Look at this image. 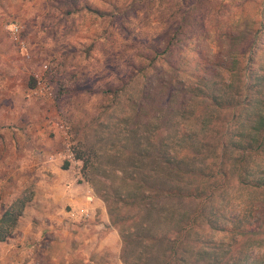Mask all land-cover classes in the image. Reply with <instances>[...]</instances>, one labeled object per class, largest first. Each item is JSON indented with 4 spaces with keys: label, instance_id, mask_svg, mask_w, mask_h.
<instances>
[{
    "label": "rangeland",
    "instance_id": "374dc122",
    "mask_svg": "<svg viewBox=\"0 0 264 264\" xmlns=\"http://www.w3.org/2000/svg\"><path fill=\"white\" fill-rule=\"evenodd\" d=\"M11 23L19 26L18 39L8 29ZM231 64L240 73L238 83L250 72L264 73V0H0V216L15 202L24 204L12 233L20 236L25 220L43 217L47 222L51 214L64 222L62 206L55 208L57 212H39L47 206L44 192H56L53 169L61 171L66 165L60 123L75 156L87 149L98 155L95 171L84 169L81 159L79 174L77 165L73 169L67 162V169L74 177L79 175L78 181H89L102 200L96 188L105 190L107 213L115 205L118 223L128 225L137 211L123 203L117 190L123 195L125 184L131 186L142 175L153 176L156 183L166 176L175 182L166 163L157 164L151 156L140 158L142 147L146 145L152 156L159 147L172 152L178 141L175 129L196 127L199 113L211 112L215 119L228 115V109L220 112L204 98L183 103V96L190 99L189 86L199 82L222 86L230 80L223 66ZM31 77L35 85L29 88ZM178 108L186 111L185 116L177 117ZM119 130L129 136L122 154L113 147ZM141 133H151L153 144L138 145ZM42 149L53 153L43 154ZM202 163L195 160L194 166ZM192 179L188 183L197 182ZM221 192L209 209L220 219L238 213L251 221L250 212L240 207H249V192L236 189L234 183ZM162 196L157 206L167 218L159 227L174 236L180 216L200 205L196 199ZM110 225L122 245L118 228ZM64 227L67 233L50 234L58 241V248L51 250L63 252L55 263L84 264L70 243L71 234L81 236L80 226ZM206 227L203 223L201 232L208 243L232 238ZM257 245H245L241 252L257 256L264 251V241ZM237 249L234 244L233 252ZM115 257L98 255L97 263L120 264ZM253 261L250 257L240 263Z\"/></svg>",
    "mask_w": 264,
    "mask_h": 264
},
{
    "label": "trees",
    "instance_id": "16d2710c",
    "mask_svg": "<svg viewBox=\"0 0 264 264\" xmlns=\"http://www.w3.org/2000/svg\"><path fill=\"white\" fill-rule=\"evenodd\" d=\"M223 70L229 73L228 82H223L222 86L200 82L191 85L188 89L191 98L184 94L183 103L204 98L220 112L229 110L228 115L224 113V119H215L211 112L199 113L196 127L190 130L175 129L178 141L176 146L173 145L172 152L159 147L158 153L156 151L152 156L146 145L142 147L140 158L151 156L157 164L163 166L166 163L175 182L171 183L166 176L156 183L152 180L153 176L142 175L133 180L131 186L125 184V194L121 195L117 190L120 199L132 198L131 202L123 199V203L137 211L136 217L126 226L118 223L113 212L115 205L108 212L110 223L118 228L121 235L119 257L123 264H241V260L247 261L250 257L254 260L252 264H264V251L254 254L257 255L254 257L248 252H241L245 245L246 248L257 244L256 247H259L264 241V73L250 72L246 80L238 83L235 79L239 81L240 73L234 64L224 65ZM34 85L35 79L31 77L29 88ZM176 111L177 117L185 116L186 111L182 108ZM113 127L119 128V125L113 124ZM120 132H116L118 143L113 146L118 154L127 149L129 138L127 132ZM150 134L143 136L145 134L141 133L138 145L141 142L152 145ZM76 158L83 161L84 169L95 171L98 167V155L94 149L79 151ZM195 160L203 162L202 165L194 166ZM67 167L66 162L64 168ZM190 178L197 182L188 183ZM231 183L235 184L236 189H243L252 195L249 207L240 206L250 212L251 221L246 222L245 215L238 213L228 218L223 214L220 219L214 209L208 208L216 194L226 191ZM100 189L96 188L97 193L108 204L109 195L105 190L100 192ZM161 194L179 201L196 199L200 205L193 212L180 216L179 228L174 230V236L172 232L159 227L167 218V214L157 206ZM23 205V202H15L1 214L0 241L10 237ZM203 223L209 230L230 233L232 238L228 242L219 240L208 243L201 232L205 230ZM234 244L239 248L236 252L232 250Z\"/></svg>",
    "mask_w": 264,
    "mask_h": 264
},
{
    "label": "crops",
    "instance_id": "0c3cea01",
    "mask_svg": "<svg viewBox=\"0 0 264 264\" xmlns=\"http://www.w3.org/2000/svg\"><path fill=\"white\" fill-rule=\"evenodd\" d=\"M52 153L51 151L46 153L43 150V154ZM52 156L50 155V157ZM40 163L43 165L45 161ZM54 167L55 165L52 166V168ZM53 170L57 172V177L53 181V184L56 182V192H49L50 194L48 191L44 192L47 206H41L39 212L45 209L53 211V209L56 210L57 207L62 206L64 222L62 219L59 220L57 214H51V218H48L47 222L43 217H40L38 221L25 220L20 236H17L13 231L11 237L0 241V264H56L55 262L63 256V252L56 253L55 250H51L52 246L55 249L58 248V241H53L50 234L53 230L60 234L61 232L67 233L64 225L68 223L80 226L79 230L82 231L80 232L81 236L77 237V233H74L71 234L73 238H70L72 246L77 247L76 257L82 259L81 262L99 264L97 263L98 255H107L111 258L115 255L121 264L119 259L121 243L118 240V233L110 225L105 204L102 199L97 197L93 186L89 181L87 183L78 181L70 169L62 167L60 171L55 167ZM47 188L51 189V186L47 185ZM53 202L55 204H52ZM36 212L38 211L36 210ZM45 215L47 214L45 213ZM70 261L71 264L77 262ZM104 262V264L108 263V261Z\"/></svg>",
    "mask_w": 264,
    "mask_h": 264
},
{
    "label": "built area",
    "instance_id": "2783aa9c",
    "mask_svg": "<svg viewBox=\"0 0 264 264\" xmlns=\"http://www.w3.org/2000/svg\"><path fill=\"white\" fill-rule=\"evenodd\" d=\"M8 29L10 30L11 34L14 36V38L18 39L17 38V35L18 33L20 32L19 31V26L14 24V23H11L9 26H8ZM44 88V87H43ZM34 94H37V90L33 91ZM59 129H60V133L62 134L63 136V143H64V153H62L64 155V158H65V161L66 162H69V163H72V168L74 169L75 165H77V173L79 174L80 173V160L76 158L71 146H70V142H69V136H68V133H67V130L64 126V124L60 123L59 124ZM74 164V165H73ZM79 177V175L75 176V178L77 179ZM79 179V178H78ZM77 179V180H78ZM82 179V178H81ZM82 182H86L84 180H81ZM87 183V182H86ZM85 216V215H83ZM87 216V215H86Z\"/></svg>",
    "mask_w": 264,
    "mask_h": 264
}]
</instances>
